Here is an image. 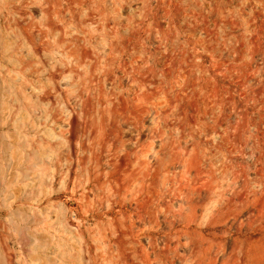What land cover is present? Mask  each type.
I'll use <instances>...</instances> for the list:
<instances>
[{
    "label": "rangeland",
    "instance_id": "rangeland-1",
    "mask_svg": "<svg viewBox=\"0 0 264 264\" xmlns=\"http://www.w3.org/2000/svg\"><path fill=\"white\" fill-rule=\"evenodd\" d=\"M31 3L0 0V241L16 264L32 232L47 236L34 264H264V0ZM30 14L35 48L20 31ZM130 55L141 66L127 79ZM17 90L38 97L35 117L10 116ZM134 91L158 111L146 149L158 135L181 160L187 147L216 196L162 211L113 197L104 140ZM121 130L120 148L139 150ZM30 142L37 163L18 165Z\"/></svg>",
    "mask_w": 264,
    "mask_h": 264
},
{
    "label": "bare ground",
    "instance_id": "bare-ground-1",
    "mask_svg": "<svg viewBox=\"0 0 264 264\" xmlns=\"http://www.w3.org/2000/svg\"><path fill=\"white\" fill-rule=\"evenodd\" d=\"M31 2H35V0H17V5L21 10L33 8V3ZM14 24L18 25L19 21L14 20ZM33 24H35L34 18L33 15L30 14L28 29L21 28L20 31L21 34H24L28 30L32 31V35H28V39L31 41V47L35 48L36 45L32 44L34 40L33 31L35 29ZM122 56L123 55H118L119 58H122ZM105 58L109 59L111 56L106 55ZM140 66V63L133 60L132 55H130L129 62L124 63L123 68L120 65V73L129 79L130 75L138 72ZM22 67L23 69H21V73H18V75L20 77L22 74L24 76L22 80L25 81L28 79L29 74L32 76V71L27 69V63H22ZM25 86H27V82H25ZM14 96L16 99L13 101L9 100L10 104H12L9 107L10 116L23 109L26 110L29 117H35L38 97H35L34 93L25 95L24 92L19 90L14 93ZM23 99L25 105L22 103ZM146 119L147 121L149 120L148 123L154 125L156 128L160 126V122L157 121L158 111H152L142 100L137 91H134L131 110L127 112L123 109L115 123V129L113 128L105 135L103 151L105 147H112L113 153L106 156L108 160L105 161L104 166L113 173L119 175L118 182L120 183V188L113 190V197L118 198L121 196V198L124 199V204H127L130 208L133 205L136 209H139L138 204L144 202L149 204L151 210L162 211V209L166 210L169 208L170 200H173L178 209L181 210L184 206L190 205L193 202L203 200L206 197L216 196L217 193L213 194L212 187L204 188V184L207 181L205 171L199 168V165L194 167L188 166L189 154L187 147L183 148V160H181L177 157L178 153L181 154V152L175 151L172 147H168L165 150L164 148L167 144H165L162 136L158 135L157 145L153 146L152 143H149L150 149H146L148 140L154 138L151 131L144 125ZM72 121L76 123V118H73ZM6 126L9 132L13 130L11 124L7 123ZM121 127H125L130 135L126 141L133 146H139V150H134V148L131 147L120 148L121 143L125 141L121 139L118 141L115 131L116 129L122 131ZM73 136L74 134L71 135V138H73ZM92 136L93 139H96L98 137L97 131H93ZM72 145L73 143L69 141L70 148H72ZM117 146H119V149H117ZM19 148L21 150L23 149L21 145ZM41 149L50 150L53 149V145L47 141L42 144ZM39 154L38 148L30 142L28 143V150L25 154L20 151V159L17 161V164L19 165L22 161L32 167V165L37 163ZM166 158L170 159L173 163L171 171H165L161 166V162ZM59 159L60 157L57 156L56 160L59 161ZM101 164L102 158H99L96 165L100 167ZM175 170H179V172ZM159 176L163 179L166 178V181L163 182L159 179ZM149 180H151L150 184H148ZM194 197H196V199ZM165 199H168V201ZM28 238L27 245H29V247H23L21 255L25 260V264H34L39 260L38 252L40 250L33 244H35L36 241H46L47 236L42 235L39 238L32 232ZM42 247H44V244ZM43 261L48 262V258L44 256ZM16 263V256L12 250L0 241V264Z\"/></svg>",
    "mask_w": 264,
    "mask_h": 264
}]
</instances>
